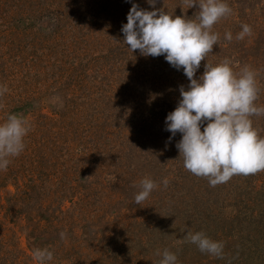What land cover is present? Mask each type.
Returning <instances> with one entry per match:
<instances>
[{
  "label": "rangeland",
  "instance_id": "obj_1",
  "mask_svg": "<svg viewBox=\"0 0 264 264\" xmlns=\"http://www.w3.org/2000/svg\"><path fill=\"white\" fill-rule=\"evenodd\" d=\"M146 0H0V122L31 124L25 150L0 171V264H157L168 249L177 264H264V170L216 186L184 167L165 118L189 80L164 56L132 52L122 24ZM230 15L201 61L227 58L256 73L264 106V0H227ZM155 8L194 19L198 5L157 0ZM251 35L237 39L242 25ZM231 32L233 39H225ZM264 138V115L252 116ZM203 130V128H202ZM158 187L139 205V182ZM167 180L165 186L163 181ZM66 237L61 239L60 233ZM204 232L223 256L185 240Z\"/></svg>",
  "mask_w": 264,
  "mask_h": 264
},
{
  "label": "clouds",
  "instance_id": "obj_2",
  "mask_svg": "<svg viewBox=\"0 0 264 264\" xmlns=\"http://www.w3.org/2000/svg\"><path fill=\"white\" fill-rule=\"evenodd\" d=\"M152 10L132 4L127 23L122 24L123 43L144 56H164V59L189 80L187 89L180 86V100L165 118L169 141L181 134L176 144L184 167L192 174L207 177L211 186L228 182L234 175H249L264 170V138H260L252 125V116L264 115V106H257L256 73L243 66L239 74L225 60L216 65L205 64L204 73L197 79L201 61L212 52L219 40L213 26L231 14L227 0H186L190 8L198 5L194 19L172 16L155 8L157 0H146ZM251 27L242 25L237 39L251 35ZM225 39H233L231 32ZM7 92L0 87V96ZM203 128V130H202ZM31 124L22 114L9 113L0 122V171L6 170L13 157L26 147L25 137ZM166 186L168 181H163ZM158 184L150 177L139 182L134 196L135 204L145 201ZM61 239L66 237L60 233ZM185 240L195 244L202 253L223 256L224 243L213 240L204 232H188ZM157 255V264H177V255L168 249ZM33 257L38 264H47L53 252L47 247L36 248Z\"/></svg>",
  "mask_w": 264,
  "mask_h": 264
}]
</instances>
